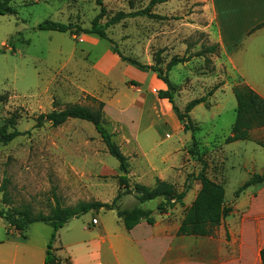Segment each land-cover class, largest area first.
<instances>
[{
    "label": "rangeland",
    "instance_id": "374dc122",
    "mask_svg": "<svg viewBox=\"0 0 264 264\" xmlns=\"http://www.w3.org/2000/svg\"><path fill=\"white\" fill-rule=\"evenodd\" d=\"M149 1L104 0L105 15L98 24L104 25L118 11L143 9ZM209 2L158 3L151 9L158 17H129L107 26L110 42L74 30L75 26H91L100 11L97 0H9L13 12L0 14V126L15 114L16 128L22 134L9 142L0 141V185L5 183L8 198L2 202L0 190V210L6 213L27 207L32 213L47 214L56 201L72 206L79 201L112 200L118 187V160L107 152L93 124L77 118L57 126L45 117L40 123L37 120L41 114L69 104L96 107L95 100L104 102V126L128 156L132 182L153 185L158 177L179 191L186 182L197 191L200 181L186 180L202 168L186 151L190 131H176L167 121L158 124L160 120L152 115L157 123L149 126L148 108L153 111L159 102L157 91L166 89L165 83L156 72L123 61L113 47L145 64H153L159 57L162 71L172 57H187L167 72L174 85L173 99L183 110L191 99L210 93L208 105H196L190 117L200 127L196 138L207 163L206 175L224 186L225 201L232 211L212 235L177 238L175 254L182 264H262L258 250L264 246V182L238 195L236 191L253 174L264 171V148L255 143L264 141V129L253 132L251 140L224 142L235 119L233 88L241 81L240 74H255L260 58L237 50L228 55L220 48L219 23ZM46 19L74 28L66 32L38 29ZM215 44L216 50L196 55ZM139 99L143 106L138 105ZM138 114L141 120L136 134ZM148 152L157 167L151 166L145 156ZM169 154L174 165L167 167L163 158ZM192 191L183 204L167 211L169 224L181 220L193 199ZM240 197L247 207L236 205ZM159 201L150 200L143 206L154 210L157 217ZM118 204L131 209L138 206V200L126 194ZM52 232V226L42 221L18 232L0 217V264L48 263L44 258ZM121 232L126 240L129 232L115 210H90L73 217L55 233L50 250L60 261L54 264H66V259L71 264L83 259L111 264L113 256L107 245ZM151 251L154 264H162L163 251ZM121 255L147 256L142 248L130 246Z\"/></svg>",
    "mask_w": 264,
    "mask_h": 264
},
{
    "label": "trees",
    "instance_id": "16d2710c",
    "mask_svg": "<svg viewBox=\"0 0 264 264\" xmlns=\"http://www.w3.org/2000/svg\"><path fill=\"white\" fill-rule=\"evenodd\" d=\"M103 1L104 0H97L100 11L92 20L91 26L85 29L75 26L74 30L95 34L100 38L109 40L106 31L107 26L115 25L121 22V20L129 17H158L156 13L151 11L152 7L168 0H150L148 5L143 9L130 12L118 11L109 17L104 25H99L98 20L105 15ZM12 12L13 9L9 5V0H0V14ZM260 25H264V22ZM73 28L74 27L71 24H65L49 19L38 24V29L40 30L66 32L73 30ZM216 48V44L203 47L196 55L202 56L207 52L216 50ZM113 49L114 52L118 53L120 58L126 63L143 71L152 70L153 72H156L158 78L165 83L166 89H159L157 91V96L159 98H166L169 101L174 113L182 124L183 131H190L191 140L190 145L186 147V151L190 156L195 157L202 165L201 170L197 174L191 173L186 178V180L192 178L200 181V188L191 204L185 209L176 234L180 236H209L214 234L222 220L230 214L232 208L226 204L224 186L220 182H217L206 175L205 168L207 163L201 157L202 151H200V142L196 138V133L200 130V127L193 122L190 117V112L196 105L200 103L208 105L207 96H209L210 93L191 99L185 104L183 110H180L174 102V85L170 81L167 72L178 63L186 61L187 57H172L166 62L164 71H162L159 67V57L155 58V63L145 64L136 58L122 55L115 46ZM233 94L236 99L235 119L231 125L230 134L224 139L225 143H231L237 140H249L250 131L252 129L264 127V98L242 81H239L234 86ZM95 101L97 102L96 107H89L81 104H69L61 109H53L46 114H41L37 120L40 123L45 117L52 125L57 126L70 118H77L93 124L95 130L100 135L102 142L106 146L107 152L118 160V173L116 175L118 187L112 200L108 202L100 200L79 201L72 206H61V204L56 201V204L51 209L50 213L47 214L41 211L32 213L27 207L23 209L15 208L6 213L0 210V217H4L7 220L9 227L15 228L18 232L23 231L27 225L36 221H42L52 226L53 232L50 241L47 244L46 255L44 258V261L49 264H54L55 262L58 263L60 261V259H58L59 257L51 253V243L55 238L57 229L69 219L79 217L90 210H115L116 215L122 222L124 228L130 230L142 220H145L148 224H153L155 222L154 217L152 216V210L143 206L145 202L160 198L156 208L159 213L163 214L174 208L177 204H183L184 197L191 188V185L186 182L184 188L179 191L172 183L158 177L155 178L153 185L132 182L129 176L128 156L123 153L120 146L112 139V134L109 133L104 126V102ZM9 128H11V130H9ZM21 134L22 132L18 130L15 125V114L9 117L7 122L0 126V141L2 142H9ZM256 143L264 148V141L257 140ZM263 182L264 171L262 173H255L236 191V195L249 186L260 185ZM0 190L3 194L2 202L5 203L8 201L5 183L0 185ZM126 194L134 195L138 200V206L131 209L120 208L118 200ZM259 257L261 263L264 264V246L259 250ZM65 263L71 264L67 259Z\"/></svg>",
    "mask_w": 264,
    "mask_h": 264
},
{
    "label": "crops",
    "instance_id": "0c3cea01",
    "mask_svg": "<svg viewBox=\"0 0 264 264\" xmlns=\"http://www.w3.org/2000/svg\"><path fill=\"white\" fill-rule=\"evenodd\" d=\"M209 4L213 10V17L219 23V43L220 48L226 52L228 55H233L237 50V53H255L259 56L260 63L255 69V74H240L242 75L241 81L247 84L250 88L256 91L262 98H264V25H260L264 22V0H209ZM227 50H230L227 52ZM239 71L238 65H236ZM159 102L156 106H153V111L150 112V107L148 108V116L157 118L158 124H163L166 121L171 123L176 131L183 130L182 124L178 120L176 114L174 113L171 104L166 98H159ZM138 105L143 106V101L139 99ZM203 104V103H200ZM153 112V113H152ZM141 114H138V118H135L134 130L136 134L138 133V127L140 125ZM151 117L149 126L156 125V121ZM258 129H264V127L254 128L250 131V139L253 132ZM134 132V133H135ZM168 136V135H167ZM256 143V142H255ZM257 144V143H256ZM259 145V144H258ZM169 147V146H168ZM167 147V148H168ZM147 152V151H144ZM151 152V151H150ZM166 153V152H165ZM149 160L152 167H157L152 162V155L148 153L145 154ZM163 160L165 166L170 167L174 165V159L167 155ZM169 162V163H168ZM179 164V161H176ZM154 164V165H153ZM167 164V165H166ZM170 165V166H169ZM200 188V187H199ZM191 188L186 193V198ZM198 191V190H197ZM197 191L193 192V199L195 198ZM193 199L188 203L189 205ZM245 201V200H244ZM185 202V201H184ZM248 202V200H247ZM187 203V202H186ZM242 203L243 206L247 207L243 200L238 198V203ZM188 205V206H189ZM187 206V207H188ZM231 206V204H230ZM186 207V208H187ZM233 207V204H232ZM234 208V207H233ZM151 209V208H150ZM152 210V209H151ZM154 214L155 222L153 224H148L145 220L140 221L132 229L126 230L129 232V236H125L127 239H123V233L118 237L113 239L108 243V249L112 253L111 264H154V259L151 256V250H161L162 264H182L179 255L175 254L174 245L175 241L180 236L176 234L179 227L180 220L176 224H169L167 212L160 213L155 216L156 213L152 210V215ZM164 216V217H163ZM223 221V220H222ZM123 239V240H122ZM94 245L99 246L97 241L93 240ZM132 248H142L144 256L142 259L130 256L129 258L124 257L121 253L126 249V247ZM100 247V246H99ZM262 247L259 248V250ZM147 252H146V251ZM258 250V256H259ZM150 253V255H149ZM99 256V255H98ZM97 256V257H98ZM81 259V258H80ZM99 259V258H98ZM260 260V257H259ZM97 262H88L87 259H83L81 262H76L72 264H103L102 261L96 260ZM140 261V262H139ZM107 263V262H106Z\"/></svg>",
    "mask_w": 264,
    "mask_h": 264
},
{
    "label": "water",
    "instance_id": "95a60500",
    "mask_svg": "<svg viewBox=\"0 0 264 264\" xmlns=\"http://www.w3.org/2000/svg\"><path fill=\"white\" fill-rule=\"evenodd\" d=\"M45 120H48L47 118H44ZM45 264H49V263H45Z\"/></svg>",
    "mask_w": 264,
    "mask_h": 264
}]
</instances>
